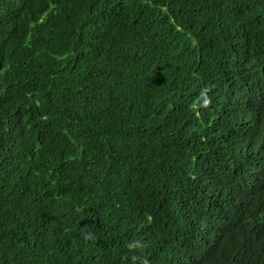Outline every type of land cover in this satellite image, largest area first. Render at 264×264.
<instances>
[{"label": "trees", "instance_id": "obj_1", "mask_svg": "<svg viewBox=\"0 0 264 264\" xmlns=\"http://www.w3.org/2000/svg\"><path fill=\"white\" fill-rule=\"evenodd\" d=\"M0 264H264V0H0Z\"/></svg>", "mask_w": 264, "mask_h": 264}]
</instances>
